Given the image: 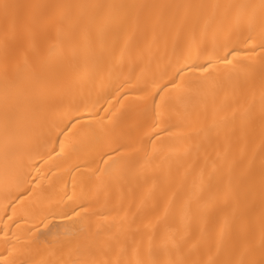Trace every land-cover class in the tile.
Segmentation results:
<instances>
[{
  "label": "bare ground",
  "instance_id": "6f19581e",
  "mask_svg": "<svg viewBox=\"0 0 264 264\" xmlns=\"http://www.w3.org/2000/svg\"><path fill=\"white\" fill-rule=\"evenodd\" d=\"M0 264H264V0H0Z\"/></svg>",
  "mask_w": 264,
  "mask_h": 264
}]
</instances>
